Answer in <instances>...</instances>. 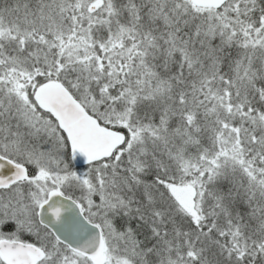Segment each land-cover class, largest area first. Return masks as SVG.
<instances>
[{"label": "snow or ice", "instance_id": "6c2138e0", "mask_svg": "<svg viewBox=\"0 0 264 264\" xmlns=\"http://www.w3.org/2000/svg\"><path fill=\"white\" fill-rule=\"evenodd\" d=\"M0 264H264V0H0Z\"/></svg>", "mask_w": 264, "mask_h": 264}]
</instances>
